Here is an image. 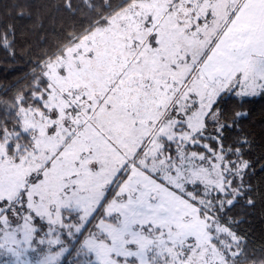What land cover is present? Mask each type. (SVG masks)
Instances as JSON below:
<instances>
[{
  "label": "snow or ice",
  "instance_id": "obj_1",
  "mask_svg": "<svg viewBox=\"0 0 264 264\" xmlns=\"http://www.w3.org/2000/svg\"><path fill=\"white\" fill-rule=\"evenodd\" d=\"M79 25L0 100L2 264H264L230 97L264 94V0H63ZM11 26L0 47L14 54Z\"/></svg>",
  "mask_w": 264,
  "mask_h": 264
},
{
  "label": "trees",
  "instance_id": "obj_2",
  "mask_svg": "<svg viewBox=\"0 0 264 264\" xmlns=\"http://www.w3.org/2000/svg\"><path fill=\"white\" fill-rule=\"evenodd\" d=\"M119 0H113L118 3ZM63 0H0V31L9 26L14 31V54L0 47V100H7L25 89L33 70L46 52H51L79 18L62 10ZM221 107L227 112L226 123L232 124L236 112L247 113L226 131L228 143L246 139L244 159L251 168L247 178L252 205L241 200L229 213L239 221L238 229L254 246L264 245V94L253 97H230ZM75 253L65 256L72 264Z\"/></svg>",
  "mask_w": 264,
  "mask_h": 264
},
{
  "label": "rangeland",
  "instance_id": "obj_3",
  "mask_svg": "<svg viewBox=\"0 0 264 264\" xmlns=\"http://www.w3.org/2000/svg\"><path fill=\"white\" fill-rule=\"evenodd\" d=\"M3 259H4V257L2 255H0V264H2ZM71 260L74 261L73 258H71Z\"/></svg>",
  "mask_w": 264,
  "mask_h": 264
}]
</instances>
